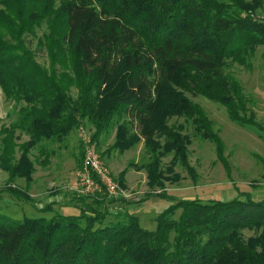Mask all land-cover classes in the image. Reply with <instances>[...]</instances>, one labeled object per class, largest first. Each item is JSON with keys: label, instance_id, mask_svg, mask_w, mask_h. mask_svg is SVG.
<instances>
[{"label": "trees", "instance_id": "obj_1", "mask_svg": "<svg viewBox=\"0 0 264 264\" xmlns=\"http://www.w3.org/2000/svg\"><path fill=\"white\" fill-rule=\"evenodd\" d=\"M44 27L36 51L30 37ZM263 46L264 0H0V88L17 111L0 131L6 192L28 199L31 151L65 143L86 123L96 144L116 132L111 151L143 143L147 162L136 168L147 171L155 196L160 190L168 198L165 182L181 179L174 164L197 181L192 137L215 145L231 176L225 144L193 98L221 105L231 122L264 135L243 84L227 72L231 64L251 70ZM175 117L191 125V135L169 125ZM22 136L28 141L18 143ZM243 197L178 201L158 215L155 230L129 213L107 222L96 199L82 202L79 215L0 212V264H264V200Z\"/></svg>", "mask_w": 264, "mask_h": 264}, {"label": "rangeland", "instance_id": "obj_2", "mask_svg": "<svg viewBox=\"0 0 264 264\" xmlns=\"http://www.w3.org/2000/svg\"><path fill=\"white\" fill-rule=\"evenodd\" d=\"M258 13H261V10ZM44 31L45 27L37 30V38L30 37L32 49L36 51L39 49L38 39L42 37ZM263 55L264 46L258 48L251 70L238 64H231L227 72L241 81L250 99L248 105L250 111L256 114L258 122L264 126ZM38 60L41 64L48 65L45 50H39ZM75 92L74 90L73 93ZM193 101L205 109L213 121L215 132L223 140L226 148L224 156L227 157L231 167V176L218 159L215 145L192 137V143L189 146V163L198 174L197 181L190 177L181 164H174L175 174H178L181 179L177 182L170 180L165 182V194L174 200L162 198L159 194L160 190H156L158 194L155 196L151 194L148 186L147 171L137 169L147 162L143 143L124 154L111 151L110 148L116 137V132L112 131L107 136L102 135L98 145L95 144L105 168L120 185L124 194L111 196L104 190L101 193H87L80 186L78 176L84 160L80 129H78L65 143L45 144V153L42 148L31 151L30 158L35 162L36 171L29 185L30 188L25 193L28 199L19 200L6 192L11 183H9L8 174L0 168V212L16 219H22L25 216L52 217L55 212L79 215L82 202L93 204L92 200L96 199L105 204L104 209L108 213L107 222L122 220L129 213L139 217L144 228L155 230L158 215L178 201L193 199L204 202L227 201L237 196L244 198V193L250 194L256 201L264 200V135L256 128L242 127L231 122L226 109L215 102L203 97L193 98ZM16 116L14 103L6 99L0 88V131L3 127H9ZM169 125L182 126L184 133L192 134L191 125L183 118L175 117ZM83 126L92 137L93 130L90 125L86 123ZM28 139L27 136H22L18 143L26 142ZM132 161L134 166L129 167ZM172 161V156L164 158L162 169L165 170L171 166ZM124 170H126L125 186H122L118 179ZM16 185L24 189L27 186L25 180H18ZM49 206L52 207L53 212L48 209ZM245 234L251 236L253 233Z\"/></svg>", "mask_w": 264, "mask_h": 264}, {"label": "built area", "instance_id": "obj_3", "mask_svg": "<svg viewBox=\"0 0 264 264\" xmlns=\"http://www.w3.org/2000/svg\"><path fill=\"white\" fill-rule=\"evenodd\" d=\"M80 140L84 150V160L78 174L84 192H107L111 196L124 194L120 185L110 176L101 159L91 135L80 128Z\"/></svg>", "mask_w": 264, "mask_h": 264}]
</instances>
